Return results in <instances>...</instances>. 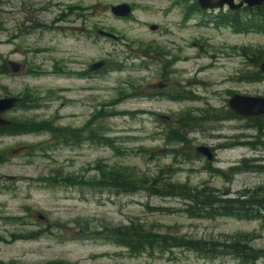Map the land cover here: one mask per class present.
I'll return each instance as SVG.
<instances>
[{
	"label": "rangeland",
	"instance_id": "rangeland-1",
	"mask_svg": "<svg viewBox=\"0 0 264 264\" xmlns=\"http://www.w3.org/2000/svg\"><path fill=\"white\" fill-rule=\"evenodd\" d=\"M183 2L196 8L195 0H0V98L25 105L3 118L78 136L64 145L57 132L0 129V177L15 179H0V263L242 264L181 248L132 254L105 238L107 229L131 222L182 239L246 234L264 251L261 219L188 218L178 196L113 192L92 182L100 172L119 171L137 181L159 178L231 194L264 186V170H246L264 167V148L241 145L264 142V130L260 139L249 118L227 107L232 94L264 98V79H248L257 71L250 63L255 52L264 60V34L248 28L257 11L241 13L232 28L219 24L218 12L192 9L185 16ZM118 4L130 14L112 15L109 8ZM7 61L22 70H2ZM94 62L104 67L88 75ZM159 83L165 90L151 88ZM33 101L37 108H27ZM177 130L186 142L165 145ZM197 146L212 149L211 162L194 153Z\"/></svg>",
	"mask_w": 264,
	"mask_h": 264
},
{
	"label": "trees",
	"instance_id": "trees-1",
	"mask_svg": "<svg viewBox=\"0 0 264 264\" xmlns=\"http://www.w3.org/2000/svg\"><path fill=\"white\" fill-rule=\"evenodd\" d=\"M256 11L257 13L248 19V28H252V31L264 34V4ZM221 23H228V21L221 20L219 24ZM231 24L232 27L236 28L239 23L237 21H231ZM240 24H242V22H240ZM241 51L245 52V49H241ZM262 54V51L255 52V59L253 58L250 61L251 65L257 68V71L248 74V79L252 82L261 80L259 78L260 72L258 70V64L264 61L261 59L263 58L261 57ZM30 104L31 105H28L27 108L34 109L38 106L36 101L30 102ZM24 106L23 100L19 99L16 107L24 108ZM248 121L252 124L251 128L256 133L260 134L261 139V134L264 130V116L249 118ZM13 125L14 124L10 122L11 127H7L3 130L11 134L39 131L47 133L57 132L59 138H61V144L64 145L74 144L77 142L78 138L75 131H54V129L49 127L46 123L34 124L32 122H24L22 124ZM95 136L96 135H90L88 139L91 140ZM169 137H171L173 141L169 140ZM96 140L109 142V140L99 135H97ZM164 142L165 145H170V143H185V135L182 130L171 131ZM56 143H58V141ZM241 145H249L254 149H256L257 146L264 148V142L261 141L249 144L241 143ZM180 156L184 157L182 153H180ZM247 162L248 160L241 161L242 164L246 165ZM239 169L240 167H235L229 170L238 171ZM248 169L250 171H260L261 169L264 170V167L248 165L246 170ZM97 170L99 171L101 169L97 168ZM157 180H159V178L137 181L135 177H125L122 172L111 171L100 172L98 180L92 182L94 186H103L104 188L113 190V192H119V189H121L123 190L122 192L125 191L131 194L138 190H150L152 192L151 194H155L156 196H178L183 202V208L180 212H183L188 218L212 220L225 217L237 220L261 219L264 221V186L241 189L231 194L228 191L219 192L207 186L195 188L188 187L186 184H175L171 182L161 183V181L157 182ZM149 181L152 185H149ZM66 182H68V180H65V183ZM98 236H100V231L87 235L89 238H96ZM105 238L109 239L113 244L125 248V250L132 254H152L154 252H163L170 248H181L204 258L216 259L232 257L242 264H254L256 260L264 258L263 250L254 249L250 245L252 237L241 233L225 235L223 236V240L182 239L154 233L131 222L129 226L107 229ZM47 264L61 263L52 262Z\"/></svg>",
	"mask_w": 264,
	"mask_h": 264
},
{
	"label": "water",
	"instance_id": "water-1",
	"mask_svg": "<svg viewBox=\"0 0 264 264\" xmlns=\"http://www.w3.org/2000/svg\"><path fill=\"white\" fill-rule=\"evenodd\" d=\"M198 7L201 10L207 9H219L223 5H227L230 10L239 9L242 6L246 7H254L260 6L264 0H241L240 3L234 5L232 0H195ZM109 11L112 15L116 17H125L130 14V8L126 4H118L115 6H111ZM155 25H150L149 30L155 31ZM96 34L98 36H103L106 38H113L112 35L97 31ZM6 66L11 74H18L21 69V65L15 62H6ZM103 66V62H96L91 65L89 71H95L100 69ZM258 70L261 74H264V61L258 64ZM18 99L17 98H0V126H7L9 121L4 119L2 115L14 108ZM227 107L231 110L235 115L244 117V118H251V117H258L264 116V98L261 97H250V96H242L239 94H232L227 100ZM194 152L200 156H202L207 162H211L212 160V152L206 146H197L194 149ZM8 180H12V177H8ZM38 217L43 218L42 216L38 215Z\"/></svg>",
	"mask_w": 264,
	"mask_h": 264
},
{
	"label": "flooded vegetation",
	"instance_id": "flooded-vegetation-1",
	"mask_svg": "<svg viewBox=\"0 0 264 264\" xmlns=\"http://www.w3.org/2000/svg\"><path fill=\"white\" fill-rule=\"evenodd\" d=\"M183 1V0H182ZM214 1H216V0H214ZM240 1L241 0H232V3L234 4V5H237L238 3H240ZM184 3V2H183ZM185 4V3H184ZM262 4H264V2L262 3ZM261 4V5H262ZM260 5V6H261ZM195 6H196V8L195 9H193L192 8V5L191 6H188V5H186L185 4V6H184V14H185V16L187 15V14H189V13H191L192 12V9L193 10H195V12H198V13H203V12H209V11H212V12H218V14L216 15L220 20L219 21H221V20H227L228 21V23H221L220 25H222V26H226V25H228V26H230V27H232V24H231V21H236V19L238 18V16L241 14V13H248V11H253V10H258L259 9V7L260 6H254V7H246V6H242L241 8H239V9H235V10H230L228 7H227V5H223L221 8H219V9H207V10H201L199 7H198V5H197V3H196V1H195ZM131 11V10H130ZM214 17V19L215 18H217V17ZM233 28V27H232ZM94 63H96V62H94ZM94 63H91L89 66H88V68H87V73H88V75L89 74H91V73H93V72H95V71H97V70H95V71H89V68L91 67V65L92 64H94ZM104 67V63H103V66L100 68V69H102ZM100 69H98V70H100ZM2 70H4V71H8V73H10L9 72V70H8V68H7V66L5 65V67L3 66L2 67ZM22 70V66H21V69H20V71ZM11 74V73H10ZM12 75H14V74H12ZM259 78L260 79H264V74H259ZM151 88L152 89H156V90H158V91H163V90H165V84H161V83H159V84H157L156 86L155 85H152L151 86ZM157 93H159V92H157ZM18 99V98H17ZM19 102V99H18V101H17V103ZM17 103H16V105H17ZM16 105L14 106V107H16ZM14 109V108H13ZM7 113V112H6ZM6 113H4V114H6ZM233 113V112H232ZM4 114L2 115V117L4 116ZM234 114V113H233ZM235 115V114H234ZM237 116V115H236ZM237 117H240V116H237ZM259 117V116H258ZM242 118H244V117H242ZM251 118H254V117H251ZM7 127H11L10 126V121H9V124L7 125V126H0V129H5V128H7ZM0 134H1V130H0ZM210 151L211 152H213L212 151V149H210ZM8 177H3V178H1L0 177V179H5L7 182H11V181H14L15 179H14V177H12L13 179L12 180H8L7 179ZM41 216V215H40ZM35 219H37L38 221H44L45 219L44 218H41V217H38V215H36L35 216ZM0 222H1V217H0ZM0 242H1V237H0Z\"/></svg>",
	"mask_w": 264,
	"mask_h": 264
}]
</instances>
